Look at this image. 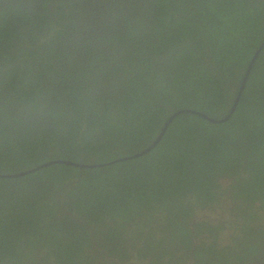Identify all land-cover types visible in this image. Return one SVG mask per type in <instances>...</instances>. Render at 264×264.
Listing matches in <instances>:
<instances>
[{
    "label": "trees",
    "instance_id": "obj_1",
    "mask_svg": "<svg viewBox=\"0 0 264 264\" xmlns=\"http://www.w3.org/2000/svg\"><path fill=\"white\" fill-rule=\"evenodd\" d=\"M263 41L264 0H0V174L95 165L0 177V264L264 255ZM181 109L230 116L119 160Z\"/></svg>",
    "mask_w": 264,
    "mask_h": 264
},
{
    "label": "water",
    "instance_id": "obj_2",
    "mask_svg": "<svg viewBox=\"0 0 264 264\" xmlns=\"http://www.w3.org/2000/svg\"><path fill=\"white\" fill-rule=\"evenodd\" d=\"M264 45V41L262 42L261 46L259 47V49L253 54V57L251 58L250 60V63L248 65V68L245 72V76L241 82V85H240V90L239 92L237 93V96L235 98V103L233 105V107L231 108V111L230 113H232V111L234 110L239 98H240V95H241V90H243V87H244V84H245V81L247 79V76H248V73H249V69L251 68L258 52L260 51L261 47ZM192 112V113H196L198 114L199 116L209 120L210 122H213V123H223L225 122L229 116H230V113L223 116L222 118H214V117H211V116H208L206 115L205 113L203 112H200V111H197V110H194V109H181V110H178L176 111L175 113H173V115H171L168 120L165 122L161 132L156 136V138L149 144L147 145L145 148H143L142 150H140L139 152H135L133 154H130V155H127V156H124V157H121L119 158V160H126V159H129V158H133V157H136V156H140L142 154H145L147 153L149 150H151V148L160 140L163 132L165 131L168 123L171 121V119L178 113L180 112ZM117 161V160H115ZM55 163H63V164H66V165H73V166H79V167H92V166H95V165H92V164H84V163H79V162H75V161H70V160H65V159H54V160H50V161H47V162H44L42 164H40L39 166H36L34 168H31V169H28V170H22V171H19V172H16V173H7V174H0V177H15V176H21V175H25V174H28L32 171H35L41 167H45V166H48V165H51V164H55ZM98 166L100 165H103V164H97Z\"/></svg>",
    "mask_w": 264,
    "mask_h": 264
},
{
    "label": "rangeland",
    "instance_id": "obj_3",
    "mask_svg": "<svg viewBox=\"0 0 264 264\" xmlns=\"http://www.w3.org/2000/svg\"><path fill=\"white\" fill-rule=\"evenodd\" d=\"M206 211H208V212L206 213V215H207L208 218H212V219H226V218L228 217V214H227L226 212L222 211V210H221V211H219V210H216V211H209V210H206ZM139 222H140V219H138V222H137V223H139ZM145 222H146V221H145ZM148 222H149V221H148ZM148 224H149V223H148ZM148 224L141 225V226H143L142 229H143L144 232L148 229ZM140 228H141V227H140ZM140 228H139V229H140ZM228 233H229V231H225V232H223V233L221 234V237H222L223 241H224V239L227 237ZM248 252H249V250L246 249V250L243 251V254H247ZM262 253L264 254V250L262 251ZM140 264H145V263L142 262V263H140Z\"/></svg>",
    "mask_w": 264,
    "mask_h": 264
},
{
    "label": "clouds",
    "instance_id": "obj_4",
    "mask_svg": "<svg viewBox=\"0 0 264 264\" xmlns=\"http://www.w3.org/2000/svg\"><path fill=\"white\" fill-rule=\"evenodd\" d=\"M259 228H263L264 229V223H262V222H260L259 221V223L258 224H256ZM230 231H229V233H228V235H227V237L224 239V243L226 244L227 242H229V235H230ZM233 234H235V232H232ZM258 235V239L257 240H260V238H262V240L264 241V231H262L261 230V232L259 233V234H257ZM107 260H112L110 257H105ZM115 260V259H114ZM231 261H234V263H231V264H236L235 263V261L236 262H239V263H242V261L241 260H238L237 258L234 260V258H232L231 259ZM258 261H260V262H264V255H260V254H258V255H255L253 258H252V261H251V263H249V264H252V263H255V264H257L258 263ZM182 264V263H181Z\"/></svg>",
    "mask_w": 264,
    "mask_h": 264
},
{
    "label": "flooded vegetation",
    "instance_id": "obj_5",
    "mask_svg": "<svg viewBox=\"0 0 264 264\" xmlns=\"http://www.w3.org/2000/svg\"><path fill=\"white\" fill-rule=\"evenodd\" d=\"M195 263H196V261H195V259L193 258V254H192V251H191V253H190V257H189L188 261H187V262H184V263H182V264H195ZM252 264H255V263H252ZM257 264H264V262H260V261H258Z\"/></svg>",
    "mask_w": 264,
    "mask_h": 264
}]
</instances>
